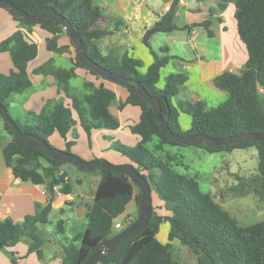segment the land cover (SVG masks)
I'll use <instances>...</instances> for the list:
<instances>
[{
	"label": "trees",
	"instance_id": "16d2710c",
	"mask_svg": "<svg viewBox=\"0 0 264 264\" xmlns=\"http://www.w3.org/2000/svg\"><path fill=\"white\" fill-rule=\"evenodd\" d=\"M4 1L28 15L37 16L45 9L52 8L57 14L65 17L82 41L86 55L90 59L109 72L139 83L150 96L159 99L162 116L174 134L188 137L201 134L219 139L244 133L264 132V0H234L237 33L245 45L247 61L240 74L224 72L214 79V86L228 94L227 101L216 108H206L201 102H191L181 97L187 80L186 75L182 73L168 75L163 87H158L160 70L168 64L170 57L160 56L152 50L149 41L156 33L179 29L175 24L179 0H174L161 20L144 33L142 42L153 57L152 64L144 74L138 71L141 66L138 60L127 55L114 60L110 56L100 54L93 40L111 34L112 31L98 27L106 18L101 9L93 4V0ZM230 1L220 0L219 9L224 10ZM12 17L22 27L39 25L49 32L52 35L46 40L49 51L59 53L68 51V47L57 45L58 37L63 31L68 35L61 24L48 19L29 22L19 16ZM114 23L113 31L117 30L120 21ZM208 36L211 37L212 34L208 32ZM70 45L74 48L71 40ZM166 50L165 47L161 48L160 54H165ZM4 51L9 52L15 70L7 75L0 73V104L7 109L21 132L30 133L47 143L48 137L55 131L65 138L76 123L72 118V111L76 112L78 122L88 138L94 130H115L119 127L118 120L109 110L115 101L114 92L102 85L94 87L87 82L83 84L82 92L70 87L69 81L75 75V67L85 68L76 57L74 67L69 70L54 68L51 62L34 70L35 74L54 77L59 89L71 100L70 107L58 101L45 107L39 114L26 113L23 120L12 117L8 110V102L12 95L23 93L31 87L27 65L36 57L37 46L29 43L23 31L18 29L0 43V52ZM89 72L100 77L94 72ZM127 89L129 96L119 107L130 104L141 109L140 121L131 127V132L138 135L140 141L133 147L118 145L115 148L148 181L151 198L152 194L156 195L167 215L159 214L152 204V215L148 225L137 235L123 240L99 264H180L172 255L173 241L186 246L196 257L198 264H264V219L249 225L239 224L209 192L201 190L195 176L180 173L174 168L172 157L169 155L161 157L156 153V150L164 145H183L170 142L167 135L160 130L153 106L136 93V86L131 84ZM175 99L177 100L174 105ZM179 113L191 118V127L184 133L179 129L177 121ZM1 121L3 122L0 115ZM3 124L13 136L9 125L4 122ZM154 137L158 139V144L150 148L148 144ZM71 145L72 142H67L64 151L71 153ZM196 147L208 153H228L235 149L256 148L258 158L256 174L247 179L239 177L231 190L242 195L252 192L260 199H264V142L246 141ZM2 152L6 164L17 178L34 184L47 183L48 203L37 215L27 216L20 223L11 220L0 222V251L26 239L29 243L28 252L35 253L42 259L43 240L37 233V225H44L49 221L54 186L60 185L63 194L70 193V184L64 180L66 174L59 173V168L69 163L46 156L38 147L31 149L19 147L14 140L8 143ZM42 160L48 163L47 169L42 167ZM76 169L88 173L97 172L100 179L93 201L86 207L85 230L63 247L62 264H83L103 243L117 235L119 232L113 234L114 223L124 214L130 201L133 200L137 207V217L133 223L139 215L140 190L128 177L121 173L106 172L101 168L94 171ZM163 223L169 224L168 243H162L157 237ZM78 242L79 244H76Z\"/></svg>",
	"mask_w": 264,
	"mask_h": 264
},
{
	"label": "crops",
	"instance_id": "0c3cea01",
	"mask_svg": "<svg viewBox=\"0 0 264 264\" xmlns=\"http://www.w3.org/2000/svg\"><path fill=\"white\" fill-rule=\"evenodd\" d=\"M174 0H93V4L101 9L105 21L98 24V27L107 28L111 34H105L93 40L100 54L110 56L114 60L121 59L127 55L141 62L138 71L144 74L153 62L150 50L143 44L144 33L170 9ZM184 4L177 6L175 14V24L179 27L166 33H156L150 38L151 49L159 55L170 57L168 64L160 70V80L158 87L162 88L165 78L174 73L186 75L183 94L181 97L191 102H201L206 108H213L224 103L228 99L226 92L218 90L214 84V79L224 72L240 74L246 61L247 51L245 45L240 40L237 33V23L235 19L236 5L234 0L226 4L224 10H220L218 5L220 0H183ZM114 21H120L117 30L113 31ZM117 25V24H116ZM21 29L29 43L37 46V55L27 65V74L31 81V87L23 93L12 95L10 102L17 109V103L21 104V111L17 117L23 120L26 113L39 114L45 107L55 102L61 101L65 106L70 107L71 100L67 98L51 75L35 74L34 70L40 66L51 62V66L57 69L69 70L74 67L76 52L70 45V38L63 31L57 40L58 47H68L64 53L49 51L46 47V40L52 35L39 25L20 26L12 15L4 8H0V43L11 36L15 31ZM208 32L212 36H208ZM165 47L167 52L160 54V49ZM10 54L8 51L0 52V73L9 74L14 71ZM74 77L70 79L69 85L72 89L82 92L85 82L94 87L104 86L115 94V101L110 106V113L118 120L119 127L115 130L99 129L92 131L88 138L85 130L80 126L76 112L72 111V118L76 121L72 129L62 138L58 132H53L48 137L51 147L64 151L66 143L72 142L70 151L83 161L105 160L113 165L129 163L116 146H135L140 137L131 132V127L138 124L141 116V109L138 106L125 103L129 91L127 87L113 81L97 77L82 67H75ZM164 79V80H163ZM80 81V86L75 84ZM163 82V84L161 83ZM175 99L173 104H176ZM10 112V106L8 105ZM11 114V112H10ZM12 116V114H11ZM13 117V116H12ZM178 125L181 132H186L191 127V118L179 113ZM13 140V136L5 129L3 122H0V222L11 220L20 223L27 216L37 215L41 208L48 203L47 183L34 184L31 181H23L17 178L12 169L6 164L3 156V148ZM158 144V139L154 137L148 144L150 148ZM171 145L162 146L160 151H168ZM171 154L181 157V155L171 152ZM182 160V159H179ZM172 163V162H171ZM42 167L47 169L48 163L41 161ZM174 168L180 173V167ZM183 167L188 169L183 162ZM59 173H65L64 178L70 184V193L63 194L61 186H54L52 192L51 216L57 214L59 220L57 227L66 244L61 241L53 243V255L59 256L62 264V248L68 245L71 239L80 235L78 231L71 235L70 240L66 236V229L60 226L63 223H72L79 227H86L85 213L86 207L93 201L99 176L94 173L79 172L77 169L69 167L68 164L59 168ZM188 175V174H186ZM190 176V175H189ZM75 183V186L73 184ZM159 206L158 213L167 215L163 204L157 199ZM136 204L132 200L126 206L122 216H133L136 213ZM45 225V224H44ZM42 224L37 225V232L43 230ZM160 232V231H159ZM159 234V233H158ZM158 237V235H157ZM159 239V238H158ZM24 241V240H22ZM68 241V242H67ZM21 242V241H20ZM18 242L15 246L6 250L16 253L12 264H28L31 259L22 260L25 241L20 246ZM164 243V242H162ZM28 248V247H27ZM5 250V251H6ZM4 251V250H3ZM1 264L5 258L0 254ZM2 261V262H1ZM39 264V263H38Z\"/></svg>",
	"mask_w": 264,
	"mask_h": 264
},
{
	"label": "rangeland",
	"instance_id": "374dc122",
	"mask_svg": "<svg viewBox=\"0 0 264 264\" xmlns=\"http://www.w3.org/2000/svg\"><path fill=\"white\" fill-rule=\"evenodd\" d=\"M161 83L163 84V82ZM75 84H78V86H80L81 82L78 81ZM81 86L79 89L80 91L82 90ZM8 105L10 106V112L12 116L17 117L18 111H21V104L19 102L17 103V109L13 107L10 101L8 102ZM218 106L219 105H216L213 108H216ZM167 147L169 149L168 151L162 152L160 150H156V153H158L161 157L169 155L174 159V165L176 167H180L182 172H185L190 176H195L200 183L201 190L206 193L209 192L212 197L226 211H228L229 214L233 218H235L239 224L249 225L260 222L264 219V199H260L252 192L242 195L239 192L231 190V187L237 184V179L239 177L247 179L249 177H253L256 174L258 163L256 148L250 147L246 149H235L232 152L228 153H208L204 149L196 146ZM172 151L178 155H181V157L171 154ZM183 162L188 169L183 167ZM68 166L76 169L70 164H68ZM77 171L83 172L80 170ZM94 175L99 176L97 172H94ZM73 184L75 186L74 182ZM135 191L138 192V189L135 188ZM152 204L156 211L159 210V206L157 205V197L155 194H152ZM51 217V222L49 224L42 225L44 227L41 233L37 232L39 237L43 240V245L41 247L43 256L42 259H39L35 253L28 252L27 247H29V243L26 239H23L26 244L23 253L25 255H23V257L19 256V258H22L23 261H25L26 259H31V261H28V264H60L59 256L54 257L53 255V243L61 241V243L66 244V241H64L61 234H59L60 228L57 227V221L59 220V217L57 216V214H54ZM136 217L137 209L135 215H133L132 218L135 219ZM60 227H64L66 229L65 234L68 237V241L70 240L72 234H75L78 231H82L85 228L79 227L78 224L74 225L70 222H64ZM125 228H127V226L120 230L114 229L113 234L115 235L117 232H121ZM168 233L169 224L163 223L158 234L159 240L161 242L168 243ZM24 241H19L20 246ZM76 244H79V242ZM171 244L173 246V258L180 264H198L196 257L189 251L186 246L181 245L178 241H173ZM5 250L0 251V254L4 256L5 262H9L10 264H12L11 259L13 257L11 256L14 250ZM15 255L16 253L13 254V256Z\"/></svg>",
	"mask_w": 264,
	"mask_h": 264
},
{
	"label": "water",
	"instance_id": "95a60500",
	"mask_svg": "<svg viewBox=\"0 0 264 264\" xmlns=\"http://www.w3.org/2000/svg\"><path fill=\"white\" fill-rule=\"evenodd\" d=\"M0 8L6 9L11 15L19 16L29 22H39L41 19L54 20L57 23L64 26L67 31L69 38L75 48L76 60L79 61L87 70L98 74L100 77L118 83L122 86L129 87L131 84L136 86V93L145 101L150 103L156 113V119L159 123L160 130L165 133L170 142L183 145V146H218L234 144L246 141H258L264 142V132L257 133H244L236 136H227L219 139L207 137L205 135L197 134L193 136H181L174 134L166 121L164 120L161 110L160 101L157 97L150 96L146 90L133 80H128L122 76L109 72L103 69L100 65L90 59L85 52V47L82 41L79 39L75 33L73 27L69 21L57 14L52 8H47L42 14L37 16L28 15L21 9L15 7L14 5L0 0ZM0 115L4 123L9 125L12 129L13 140L15 144L19 147L25 149L31 148H41L45 155L61 162L69 163L74 167L94 171L95 169L101 168L106 172L121 173L128 177L140 190L139 198V215L135 223L128 226L117 235L106 241L101 245L99 249L94 251L83 264H99L104 259L105 256L111 253L120 243L128 237L137 235L140 233L147 225L152 215V198H151V188L148 181L135 169V167L130 164L113 165L105 160H94V161H83L78 156L67 153L65 151L51 147L46 141L33 136L30 133L21 132L14 120L9 116L7 109L0 104Z\"/></svg>",
	"mask_w": 264,
	"mask_h": 264
},
{
	"label": "built area",
	"instance_id": "2783aa9c",
	"mask_svg": "<svg viewBox=\"0 0 264 264\" xmlns=\"http://www.w3.org/2000/svg\"><path fill=\"white\" fill-rule=\"evenodd\" d=\"M179 5H183L184 4V1L183 0H179L178 1ZM134 219L129 216V215H126L124 216L122 219H120L119 221H116L114 223V229L115 230H120L122 228H124L125 226H130L132 223H133Z\"/></svg>",
	"mask_w": 264,
	"mask_h": 264
}]
</instances>
